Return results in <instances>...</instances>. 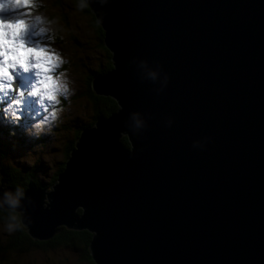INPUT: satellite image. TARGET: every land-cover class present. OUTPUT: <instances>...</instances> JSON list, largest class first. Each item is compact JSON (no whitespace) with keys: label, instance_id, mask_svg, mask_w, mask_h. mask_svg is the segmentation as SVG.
Segmentation results:
<instances>
[{"label":"water","instance_id":"water-1","mask_svg":"<svg viewBox=\"0 0 264 264\" xmlns=\"http://www.w3.org/2000/svg\"><path fill=\"white\" fill-rule=\"evenodd\" d=\"M89 2L113 63L93 91L118 109L50 190L28 183L27 234L87 230L97 264H264V0Z\"/></svg>","mask_w":264,"mask_h":264},{"label":"clouds","instance_id":"clouds-1","mask_svg":"<svg viewBox=\"0 0 264 264\" xmlns=\"http://www.w3.org/2000/svg\"><path fill=\"white\" fill-rule=\"evenodd\" d=\"M45 7L44 0H0V112L7 125L20 127L25 101H35L38 111L31 116L33 122L24 129V134L36 139L53 133L66 111L63 101H67L70 107V98L75 94L74 81L69 78L68 69L64 68L69 59L54 46L60 30L58 20L50 19L41 10ZM89 7V0H79L76 5L77 11ZM140 66L146 68V62L141 61ZM157 76L155 71L147 72V78L153 82ZM18 79L30 81L28 87H20ZM168 82L166 74L164 85L155 90L158 95ZM40 116L42 119H37ZM130 118L133 121L131 132L138 135L139 130L146 127V122L139 112L131 113ZM172 122L169 119L167 126L170 127ZM10 135H15V132H10ZM4 197L0 210L15 213L22 208L21 200L25 199V193L17 187L15 194L5 191ZM29 223H32L31 219ZM20 227L21 222L16 215L7 218L5 228L8 233Z\"/></svg>","mask_w":264,"mask_h":264},{"label":"rangeland","instance_id":"rangeland-1","mask_svg":"<svg viewBox=\"0 0 264 264\" xmlns=\"http://www.w3.org/2000/svg\"><path fill=\"white\" fill-rule=\"evenodd\" d=\"M45 11L50 19L58 20V28L55 47L69 59V64L64 68L68 69L69 78L74 81L75 94L70 98L71 105L63 101L66 111L61 115V121L54 128L51 135H42L39 139L30 138L24 134V129L30 127L33 122L32 115L38 111L32 106L31 112L26 108L22 113L24 119L20 127H11L3 120L0 112V124L7 126L15 135L10 138H23L27 144L33 143L35 150H29L26 146L20 145L9 157L13 164L29 166L34 165L37 174L48 182L52 168L59 166L63 160V145L73 137L75 130L91 119L90 104L82 97L85 80L91 71L99 69L104 64V56L94 30L90 25V16L84 11H77L76 0H44ZM63 36V39L60 37ZM30 81L17 80L22 88H27ZM2 107V106H0ZM42 119V116L37 117ZM65 126V127H64ZM28 184L26 185L27 189ZM25 189L23 191H25ZM47 201V199H45ZM8 232L5 223L0 222V240L4 239ZM31 252V254L29 253ZM0 264H88L81 260L78 250H71L66 247H57L54 250L39 251L31 250L25 253L15 251L6 252L0 255Z\"/></svg>","mask_w":264,"mask_h":264},{"label":"trees","instance_id":"trees-1","mask_svg":"<svg viewBox=\"0 0 264 264\" xmlns=\"http://www.w3.org/2000/svg\"><path fill=\"white\" fill-rule=\"evenodd\" d=\"M76 1L79 2V0ZM84 12L90 16V25L95 32L102 54L105 58L102 67L87 74L88 77L85 80V88L82 97L90 104L91 119L87 123L79 126L75 130L73 137L63 145V160L59 166H54L55 168H52L49 180L46 183L44 182L45 180L37 174L33 164L22 166L13 164L14 162L9 160L10 154L16 148L20 147V145L26 146L29 150H37L34 149L33 143L27 144L23 142L22 137L10 138L11 130L7 126L0 124V168L3 171V179L6 185L13 189L14 194L17 187L24 190L30 181L42 189H46L47 191L50 190L53 184L58 181L59 175L65 171L66 162L71 157V151L75 148V142L79 138L80 132L85 128L93 126L99 118L109 117L118 109V103L113 97L97 95L93 91V78L97 75L105 74L113 68L112 52L105 45V31L97 22L96 16L90 7L85 9ZM119 140L124 147L130 148L131 145L127 135L123 134ZM80 211L79 209V212ZM13 214L16 215L18 221L21 222L19 212L10 213L7 209L0 210V222L6 225L7 218ZM57 229L59 232L55 233L50 239L36 240L27 234L25 227L21 223V227L17 231L8 233L4 239L0 240V255L10 251L25 253L31 250H39L45 252L54 250L57 247H66L74 251L78 250L81 260L86 263L97 264L93 261L89 251V244L92 240L93 233L87 230H69L65 226H58ZM29 253L31 254V252Z\"/></svg>","mask_w":264,"mask_h":264},{"label":"snow or ice","instance_id":"snow-or-ice-1","mask_svg":"<svg viewBox=\"0 0 264 264\" xmlns=\"http://www.w3.org/2000/svg\"><path fill=\"white\" fill-rule=\"evenodd\" d=\"M34 105H35V101H32V100L25 101V109L27 108L29 112H31V108Z\"/></svg>","mask_w":264,"mask_h":264}]
</instances>
